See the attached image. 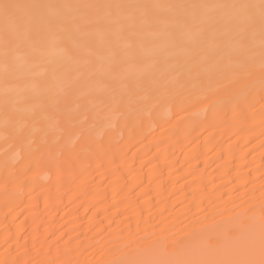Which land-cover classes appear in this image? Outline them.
I'll return each mask as SVG.
<instances>
[{
    "label": "bare ground",
    "instance_id": "1",
    "mask_svg": "<svg viewBox=\"0 0 264 264\" xmlns=\"http://www.w3.org/2000/svg\"><path fill=\"white\" fill-rule=\"evenodd\" d=\"M18 2L161 7L45 9L7 79L0 40V264L258 260L259 22L167 7L249 0Z\"/></svg>",
    "mask_w": 264,
    "mask_h": 264
},
{
    "label": "snow or ice",
    "instance_id": "2",
    "mask_svg": "<svg viewBox=\"0 0 264 264\" xmlns=\"http://www.w3.org/2000/svg\"><path fill=\"white\" fill-rule=\"evenodd\" d=\"M161 7L160 5L148 4H85V5H72V4H57L50 5L45 3H20L18 0H0V24H2V31H0V40L3 41L5 49V78L12 74L14 66L9 63L8 54L16 46V38L22 30L34 22L37 18L44 19L41 15L45 9H93L97 13L106 12L111 14L113 12L122 13L131 9H143L145 11L152 8ZM171 8H231L238 9L242 13L244 22L253 26L259 22L261 31V83L264 85V0H249L243 4H224V5H169ZM230 103V100L225 99L224 105ZM264 148V143L261 144ZM264 155V154H262ZM200 264H264V227L261 231V243L259 259H219L212 261L200 262Z\"/></svg>",
    "mask_w": 264,
    "mask_h": 264
}]
</instances>
